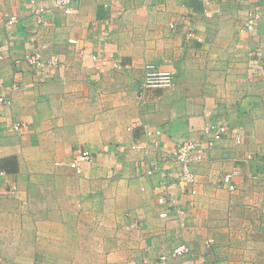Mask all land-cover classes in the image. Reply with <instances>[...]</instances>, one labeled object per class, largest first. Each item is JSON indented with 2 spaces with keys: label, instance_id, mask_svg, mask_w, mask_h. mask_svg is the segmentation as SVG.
Listing matches in <instances>:
<instances>
[{
  "label": "crops",
  "instance_id": "obj_1",
  "mask_svg": "<svg viewBox=\"0 0 264 264\" xmlns=\"http://www.w3.org/2000/svg\"><path fill=\"white\" fill-rule=\"evenodd\" d=\"M70 6L0 0V15L18 17L0 22V94L11 99L0 104V264H264V0ZM36 49L59 63L30 65ZM148 63L174 84L144 86ZM211 122L229 132L192 165V194L160 154ZM80 148L95 158L77 174L68 163ZM163 194L180 216H161Z\"/></svg>",
  "mask_w": 264,
  "mask_h": 264
},
{
  "label": "built area",
  "instance_id": "obj_2",
  "mask_svg": "<svg viewBox=\"0 0 264 264\" xmlns=\"http://www.w3.org/2000/svg\"><path fill=\"white\" fill-rule=\"evenodd\" d=\"M115 0H100L101 4L110 7L113 5ZM183 1V0H179ZM53 5L55 7L62 8L65 13L73 12L72 7L70 6L71 0H52ZM46 9L44 7H36L34 10L35 15L37 16L38 23H45L44 15ZM209 15V14H208ZM244 29L247 31H254L257 22L261 17V5L255 4L252 6H248L244 11ZM17 16L13 14H4L0 15V22H3L5 25L11 26L17 21ZM172 28H175L177 25L175 22L170 25ZM189 37H196L199 41L203 39L196 35L193 31L188 33ZM72 43L76 42V39L71 40ZM4 57V53L0 51V58ZM97 58V56H94ZM24 59L29 62L30 65L38 68H43L46 66L56 65L59 63V58L57 56H52L49 59H44L39 49L34 50L33 52L27 53L24 55ZM174 84V73L171 71H162L159 70L156 64L148 63L146 64L145 71V81L144 86L146 87H171ZM0 104L9 105L11 104L10 97L0 94ZM24 125V123H16L14 125L15 129H19ZM161 131L156 130L155 133L159 134ZM229 132V127L225 123L220 122H211L205 125L202 130L201 139H192L187 138L183 139L172 149L161 152V161L173 160L175 163L179 164V173L178 179L181 183L188 184L192 186L190 192L192 194L196 193V189L194 185L196 184V174L192 170V165L196 162L203 161L208 153L214 148L216 143L224 137L227 136ZM153 135V132L150 133ZM238 141H240L239 135L236 137ZM153 143L157 144L158 141L153 138ZM133 148H137V144L132 146ZM95 158L93 152L89 148H80L77 149L74 153V156L69 161V167L77 174H81L83 172V164L85 162H91ZM160 161H156L152 163L151 167L148 168L147 173L153 174L154 172L161 170ZM5 174V171L1 172ZM225 182L229 183L230 189H235V185L232 182V174H227L223 179ZM17 188L13 185L9 189L10 194L16 193ZM160 203L167 204V207L164 211H162L161 216L166 217L169 215L170 211L177 210V215L180 216L182 210H178L177 204L178 202L172 197H168L165 194L159 196L158 198ZM138 225V221L134 220L131 223L132 227H136ZM188 250L185 244H181L177 247L173 252V256H178L185 253ZM167 256L163 255L162 259H166Z\"/></svg>",
  "mask_w": 264,
  "mask_h": 264
}]
</instances>
